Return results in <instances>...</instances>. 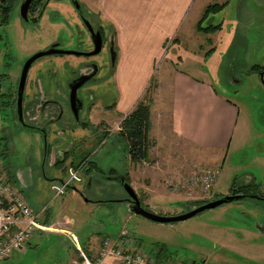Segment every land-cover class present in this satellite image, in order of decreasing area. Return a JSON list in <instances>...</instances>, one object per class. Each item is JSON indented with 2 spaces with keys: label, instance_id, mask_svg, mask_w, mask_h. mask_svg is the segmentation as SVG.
<instances>
[{
  "label": "rangeland",
  "instance_id": "obj_1",
  "mask_svg": "<svg viewBox=\"0 0 264 264\" xmlns=\"http://www.w3.org/2000/svg\"><path fill=\"white\" fill-rule=\"evenodd\" d=\"M67 1H52L60 8L57 10L47 8L46 17L50 18L48 13L53 11V18L50 23L57 22L55 26L49 24L47 27L45 23L40 24V20L36 23H23L19 17V6L23 0H16L15 5L17 4V6L12 12L10 22L0 27V75H6L5 77L9 79L8 83L13 86L14 90L17 89L15 81L17 75L20 74L22 65L33 54L44 51L41 49L43 46H50L56 41L65 50L75 48L74 45L78 38L77 31L74 24H71L70 27H68L69 25L66 26V21L73 22L74 18L72 10L64 8L66 5L71 7L69 1ZM225 1L213 0L211 4H223ZM59 23L64 24L65 29L64 27L63 29L56 27ZM219 24L221 28L214 36H208L194 30L192 34H186L182 37V40H184L182 48L185 52H182V61L176 62V67L193 75L202 73L201 68L205 64V70L210 76L211 84L216 92L237 104L240 109L237 129L230 139L231 142L227 141L226 144L228 145L220 152L221 159L225 160H223L225 163L223 171L220 167L211 164L215 156H219V151L212 152L213 157L210 164H198L196 160H192L187 155V145H183L178 141L169 142L168 132L164 131L166 135L157 146L154 158L159 164L160 170L164 165L163 163L167 162L173 165L172 169H176L178 164L179 174L185 178L193 176L202 169L217 171L219 177L216 179L212 190L207 194L189 188L182 190L180 193L185 196L183 201L185 205H171L169 211L184 213L200 206V201L219 198L220 195L216 194L228 195V190L235 177L239 178L240 185L254 181L257 184L256 190L260 189L259 194H262V190H264V85L257 75L247 74L251 66L264 64V0H228L223 10L210 16L204 21L203 26ZM183 31L186 32V29L183 28ZM105 48L106 46L98 56L93 58L102 68L97 77L98 82L101 75L107 78L112 71V65ZM5 54L8 56H4ZM50 57L41 58L32 64L27 76L23 108L26 107L29 99V89L32 94H38V91L45 93V78L50 75L48 83H53L57 78L54 85L50 84V90L55 94L52 99L57 98V101L61 104L63 115L56 124L45 127L46 138L50 134V129L53 130L48 139L49 153L51 155L55 150L54 155H57L62 146L71 147L72 140L73 147L69 149L70 152L65 153L67 159L72 161V165H78L86 158L87 161L90 160L92 163L99 164L103 172H92L89 175L86 172L87 163V166L80 172L82 182L74 185V187L82 195L81 201L102 200L105 201L106 205L101 206L98 204L95 207L80 208L78 203L69 201L73 193L72 190H68L64 196L52 201L53 195L50 191V185L52 182L57 181L53 178L59 175L58 171L60 169L46 165L42 169L40 164L35 165L37 162L36 151L38 150L36 141H39V137L35 135H42L35 128L42 129L45 122L37 124V122L31 121L34 119L26 117L25 114L23 115L24 122L29 124L28 122L31 121L33 126L25 124L23 128L18 120L9 118L7 110L1 109L0 121L6 131H3L0 138L4 140L8 138V135L9 142L8 145L4 146L0 143V154L2 150L3 152L5 150V155L0 156V168L9 179L10 173L16 180L18 173L24 171L27 180H24L25 183L21 186L19 184V186L25 201L31 207L33 206L36 212H38V209L34 207V204L48 202V205L44 208L49 206L54 212V218H56L52 217L50 210H47V212H45V209L42 210L43 213L45 212V216H42V223L52 228L50 231L35 236V242L37 240L38 242H31V244L34 245L35 243L38 246L37 248L34 245L37 250L32 251V254L17 264H66L71 252L75 251L76 253V248L82 247L91 235L101 236V238L114 242L118 241L123 231L136 244L140 243L137 250L151 258H154L158 252L159 247L156 245L164 246L166 251L162 263L264 264V237H261L255 229H252L257 223L264 224V205L258 201L246 199L229 203L174 225L148 222L141 217L132 215L124 206L112 202L118 196L121 199L120 201L128 198L115 180L119 176H112L110 173L111 168L118 173L127 170L128 145L124 140L117 137L108 138V140L102 142V135H97L96 126L90 129L80 127L76 134L70 131L73 128L70 127L71 124L76 122L71 116L68 102L66 81L70 76V70L66 65L59 68L46 65L40 68V61ZM61 57L63 59L79 60L73 56ZM206 57L207 59H204ZM52 71L57 74L56 77L52 75ZM6 82L4 81V86L7 85ZM89 87L91 91L85 92L86 88H84L77 92V97L84 101L82 112L87 109L89 104L96 102L98 98L102 99L101 103L109 106L117 99V89L111 78L99 87H93V89L91 86ZM151 88L155 89L156 85ZM100 92L104 93V97L100 95ZM162 99L163 102H166V111H168L169 104L166 99ZM159 103H161V99H159ZM8 108L15 111V103L13 108ZM164 118L166 121L168 120L166 114ZM82 136H86V142L81 140L80 137ZM61 142L63 143L61 144ZM171 147L174 150L181 147L182 154L179 155L170 150ZM45 148L43 142L41 149L44 153ZM149 161L151 162V159ZM173 162L177 164L175 165ZM184 162L189 163V165H185V171L180 167ZM151 164L153 163L151 162ZM175 176L179 177V175ZM89 178L91 185L88 187ZM12 180L10 179V181ZM160 182L162 185L166 183L164 178ZM15 186L19 188L17 183ZM34 196H37V203L32 201ZM63 200L64 203L68 201L66 205L70 207L69 211L75 213L74 216L77 215L83 218V224L78 233L68 228L63 221L56 223V220L60 218L58 213ZM155 208L157 209H151V212L162 216H172L163 213V209L158 206H155ZM129 216H131L130 219H127ZM238 228L252 233L251 235L243 232L239 233ZM68 231L72 234L71 238L65 235V232ZM50 238L53 240L61 238L59 244H57L59 250L56 254L51 252V248H49L48 240ZM94 255L89 257L91 258ZM16 262L17 260H14L9 264H15ZM0 264L4 263L0 262Z\"/></svg>",
  "mask_w": 264,
  "mask_h": 264
},
{
  "label": "crops",
  "instance_id": "obj_2",
  "mask_svg": "<svg viewBox=\"0 0 264 264\" xmlns=\"http://www.w3.org/2000/svg\"><path fill=\"white\" fill-rule=\"evenodd\" d=\"M212 1L213 0H77L80 7H82L88 16L91 17L92 22L104 31L105 36L109 38L108 40L112 43L115 52V61L111 66V75L107 78H105L106 76L103 77V75H101L99 82H94L95 84L92 82L90 83L91 88L99 87L101 84H104L105 81L108 82L111 78L116 86L118 96L111 106L101 103V98H98L96 102L89 104L87 109L81 114L83 123L79 124L78 122H75L71 124L70 127L73 128L70 129V131L73 134H76L80 127L82 129H90L91 127L96 126L97 135H102V142L112 137L120 139L118 136L120 122L144 97L147 88L150 86V82H153V85H156V88L153 89L150 96L152 104L150 115L151 128L149 132V137L154 143L149 154V158L153 164H151L150 161L149 163L132 164L129 161V157H127L128 168L125 172L118 173L115 169H110L112 176L120 175L126 179L135 193H138L137 196L139 200H141V204L150 210L157 209L155 206H158L160 209H163V213L175 215L180 212L169 211V207L176 204L185 205V203H183L185 197L183 193L174 192L165 185L166 183L162 185L160 182L163 178L167 181V179L173 174L180 176L178 164L176 162H173L175 165L177 164L176 169H172L171 167H173V165L165 162L160 170L158 167L159 164L154 160L157 146L166 135L164 134V131L168 132L169 142L178 141L183 145H187V155H189L192 160H196L198 164H210L213 157L212 152L219 151V156H215L214 161L211 164L220 167L221 171H223L225 160L221 159L220 152L228 145L226 144L227 141L231 142L230 139L237 129L240 109L237 104L233 103L228 98L220 96L216 92L211 84L210 76L205 70V64L204 67L201 68L202 73H196L193 75L176 67V62L182 61V52H185L182 48V44L184 43L182 37L186 36V34H192L194 30L198 32L197 28L202 19L203 13L209 5H212ZM52 6L55 7H53L55 10L60 8V6L56 5L54 2ZM64 8H70L73 10L67 5L64 6ZM72 12L74 15L73 22L66 21V26L78 24L77 17L74 11ZM48 15L50 18L52 17L50 13H48ZM50 18L46 17L44 14L39 23H45L47 27L49 24L55 26L57 22L50 23L52 20ZM56 27L60 29H63L64 27L65 29L64 24L61 23ZM183 28L186 29V32L183 31ZM217 32L207 35L214 36ZM47 46L49 45L43 46L41 49L45 50ZM78 59L79 60H70L63 59L61 56H53L40 61L41 63L39 67L41 68L49 65L59 68L62 65L67 66L68 64L75 67L82 61V59ZM204 59H207V57ZM101 69L98 74H100ZM71 72L74 71L72 70L69 72V78L72 77ZM81 72H83L82 69ZM19 75L20 74L16 77V84H18ZM52 75L56 77L57 74L52 71ZM53 76L51 77L52 79ZM49 77L50 75L45 78V93L38 91V94H32L29 89V99L26 107L23 108V114H26V117H31L36 111H39V102L53 101L52 98L55 94L50 90V84L54 85L57 78L53 83H48V80L50 79ZM89 86L87 87L88 91H91ZM100 95L104 97L103 92H100ZM162 98L166 99L169 104L168 111H166V102H163ZM159 99H161V103H159ZM5 110L8 111L7 114L9 118L17 120L13 110L11 111L10 108H5ZM52 110L53 109L51 108L48 109L50 115L52 114ZM1 113L2 111L0 112V115H2ZM165 114L168 116L167 121L164 118ZM28 123L29 124L26 122L27 126H33V122L30 121ZM1 128L3 129L4 127L3 123L0 121V137L3 134V131H6V128L3 130ZM52 133L53 130L50 129V134H48L46 138L47 144L45 145L44 143V148L46 146L45 153L42 152L41 149L44 142L43 136L35 135L36 137H39V141H36L38 144V150L36 151L37 162L35 165L37 166L40 164L43 169L45 165L53 167L55 166L56 161H63L66 159L63 167L58 171L59 175L53 178L57 180L55 182H58L65 177L66 168L72 166L70 165L72 161L67 159V154L65 153L70 152L69 149L73 147V143L71 140V147L62 146V152L59 151L57 155H54V150L50 155L48 139ZM7 137L8 138L0 141L2 146L8 145L9 136L7 135ZM80 138L82 141H87L86 136ZM62 143L63 142H61V144ZM170 150L175 151L179 155L182 154V151H180L181 147L177 150H174L171 147ZM88 162L93 169L88 172V168L86 169V172L89 175L92 172H103L99 164L96 162L92 163L90 160L87 161V158L83 165L87 166L86 164ZM185 165H189V163L184 162L180 165L183 171H185ZM148 166H150V168H148ZM90 178L87 183L88 187L91 185ZM24 180H27L24 171L18 173L17 180L14 178V182L17 183L19 189H21L20 186L25 183ZM70 190H72L73 193L69 201L78 203L80 208H87L88 206L95 207L98 204L101 206L106 205L105 201L102 200L81 201L82 195L78 190L75 187ZM214 194H216V192H214ZM216 195L222 196V194ZM36 199L37 196H34L32 201L37 203ZM120 200L121 199L118 196V198L112 202L124 206L130 212L129 203ZM47 203L48 202L34 204V207L38 209V212L33 209V206L31 207L29 205L32 211L39 215L41 221L42 216H45L47 210L51 211L52 217L54 218V212L50 207L47 206L44 208L48 205ZM67 203L68 201L64 203V200L61 202V209L58 213L60 218L56 220V223L63 221L68 228L78 233L83 224V218H80L77 215L74 216L75 213L69 211L70 207L66 205ZM43 209H45L44 213L42 212ZM130 217L131 216L127 217V219H130ZM60 227L65 228L64 226ZM237 231L239 233H248L249 235L252 233L240 228H238ZM60 239L53 240L50 238L48 240V244H50L49 248H51V252L54 254H56V252L58 253L59 247L57 244H59ZM105 239L106 238H101V236L98 237L96 235H91L83 243L81 248L88 256H92L97 252L101 242ZM31 242H35V237L28 242L23 250L15 252L11 258L1 260L0 262L4 264H9L14 260H17L15 264L21 262L28 255L32 254V251L37 250L38 246H36L35 243H37L38 240L34 243L37 248H35ZM112 243L115 247L119 246L132 251L137 250L138 247V244L130 239L124 231L121 232L118 241ZM76 253L75 251L71 252L70 258L66 264H79L80 260L78 258V253Z\"/></svg>",
  "mask_w": 264,
  "mask_h": 264
},
{
  "label": "built area",
  "instance_id": "obj_3",
  "mask_svg": "<svg viewBox=\"0 0 264 264\" xmlns=\"http://www.w3.org/2000/svg\"><path fill=\"white\" fill-rule=\"evenodd\" d=\"M84 167V165L69 166L66 168L63 179L51 183L52 201L61 198L74 185L82 182L80 172ZM217 178V171L202 169L187 178L172 175L167 179L166 186L174 192L189 188L207 194L214 187ZM51 228L42 223L39 215L34 213L25 201L20 189L8 180L6 173L0 168V261L11 258L15 252L23 250L32 238L39 233L50 231ZM65 233L66 236L72 237L71 232ZM76 251L80 260L79 264H157L154 258L145 253L115 247L108 239L101 242L99 249L91 258L80 246L76 248Z\"/></svg>",
  "mask_w": 264,
  "mask_h": 264
},
{
  "label": "water",
  "instance_id": "obj_4",
  "mask_svg": "<svg viewBox=\"0 0 264 264\" xmlns=\"http://www.w3.org/2000/svg\"><path fill=\"white\" fill-rule=\"evenodd\" d=\"M32 1L33 0H23V2L19 6V17L23 23H35V22H37V18H30L29 14H28L29 7H30ZM71 2L73 4V7L75 8V10L80 11L81 7L78 4V2L75 1V3H74L72 0H71ZM83 22H84L85 26L87 27L88 31L93 34V36H91V39L93 41V46H94L93 51L87 52V53H80V52L63 50V49H59V44L54 43V44L50 45L46 50L33 54L22 65V68L20 70L18 84H17V89H16V101H15V110H16L17 120L21 126H24L26 124L24 122V119H23V115H24L23 114V96H24V90H25L28 72H29V70H30V68L34 62H36L37 60H39L41 58H45V57H49V56H75V57H81V58H90L93 56H97L98 54L101 53V51H102V38H101L100 33L99 32L93 33L92 29L88 26L86 21L83 20ZM110 60H111V63L113 65L114 61H115V52L113 49H112V53L110 55ZM83 66H84V64H81L79 68L82 69ZM90 78H91L90 76H81L79 78L80 81L77 84H74L75 82H73L72 84L69 85V89H68L69 90L68 91V102L70 105L69 110L71 111V116H72L73 120L76 122L79 119L80 109L83 108L82 101H80L77 97V92ZM260 79L262 80V75H260ZM47 107L53 109L51 111L53 114H54V111L57 110L58 114H57L56 119H50L46 123H43L44 126L42 127V129L35 128L36 130L41 132V134L43 135V137H44L43 139H44L45 144H46L45 127H48L49 125L52 126V125L56 124L58 121H60V119L62 118V115H63L62 106L57 100H54V101L49 100V101L43 102L42 108L40 111L43 113V111L45 109H47ZM46 112H48V115H50L48 110L44 111V114H46ZM42 115L43 114L40 115V118L42 117ZM40 122H42V121H37V124H39ZM120 183L122 184L123 191L125 192V194L128 197L130 212L133 215L141 217L148 222H151L154 224H161V225H174V224H177L180 222H184V221L190 220L192 218H195L198 215H200L206 211L216 209L220 206H223V205H226L229 203L238 202V201H242V200L247 199V197L244 195H226V196L219 197L215 200H211V201H208L206 203H203V205L196 207V208H193L190 211H187V212L182 213L180 215L162 216V215H157V214L151 212V210H149L148 208H146L145 206H143L141 204L137 194L135 193L133 188L130 186V184L126 181V179L124 177L120 178ZM248 199L260 200V201L264 202V199H261V198L255 197V196H248Z\"/></svg>",
  "mask_w": 264,
  "mask_h": 264
},
{
  "label": "trees",
  "instance_id": "obj_5",
  "mask_svg": "<svg viewBox=\"0 0 264 264\" xmlns=\"http://www.w3.org/2000/svg\"><path fill=\"white\" fill-rule=\"evenodd\" d=\"M43 0H33L30 9V12H35V10L41 5V2ZM16 0H0V27L5 26L8 24L11 20V15L14 10ZM228 3V0H226L223 4H212L209 5L202 16L201 21L198 25V32L204 33V34H214L215 32L219 31L221 28V25H208L203 26V23L205 20H207L210 16L220 12L223 10V8ZM4 56H8L5 54ZM8 64V63H7ZM9 65V64H8ZM264 70V66L259 65H253L249 69V74H258ZM6 75H0V110L8 108L10 106H13V104L16 101V89L14 90L13 86L8 83L9 79L5 77ZM4 81L7 83L6 86H4ZM152 83V84H151ZM153 82H150V86L146 90V94L144 97L135 105V107L129 112L126 117L123 118V120L120 122L119 125V132L118 136L124 140L128 145V156L129 161L132 164H142V163H149V154L150 150L153 147L154 143L149 137V132L151 128V122H150V115H151V93L153 92V89L151 88L153 86ZM2 111V110H1ZM28 130V128L26 127ZM0 140H2L0 138ZM5 155V150L1 152L0 156ZM66 160V159H65ZM65 160L63 161H56L55 167L56 168H62L63 164L65 163ZM86 162V159L84 161H81L78 165H71L75 167H80ZM89 164V162H88ZM59 168V169H60ZM87 172L90 170H93L91 167V164L87 167ZM10 179L12 180V175L9 173ZM8 178V180L10 181ZM238 177H235L233 179V182L231 183L230 189L228 190V193L231 195H247L254 194L256 191H259V189L256 190L257 184L252 181L250 183H245L243 185H240V181L238 180ZM14 185L16 184L13 180L10 181ZM141 202V200H140ZM206 201H200L199 203H205ZM140 244V243H139ZM138 244V245H139ZM159 247L158 252L155 254L154 260L157 264H161L164 262V256H165V248L164 246H158ZM201 264H204L203 262Z\"/></svg>",
  "mask_w": 264,
  "mask_h": 264
},
{
  "label": "flooded vegetation",
  "instance_id": "obj_6",
  "mask_svg": "<svg viewBox=\"0 0 264 264\" xmlns=\"http://www.w3.org/2000/svg\"><path fill=\"white\" fill-rule=\"evenodd\" d=\"M54 0H43L41 2V5L35 10V12H30L31 10H29L28 14H30V18H37V22L42 18V16L46 13L47 11V8H52L53 9V2ZM69 1V2H68ZM67 2L71 5V8L73 9L72 11H74L76 17H77V20H78V24H74V27H75V30L77 31L76 34H77V39H76V43L74 45V49L72 50H68V51H73V52H80V53H87V52H91L93 51L94 49V46H93V41L91 39V36H93V34L91 32L88 31L87 27L85 26L84 21H86V23L88 24V26L92 29L93 33H96V32H99L100 35H101V38H102V50L104 49V47L106 46L105 48V51L109 57V60H110V55L112 53V43H110V40H108L109 38H107L105 36V33L104 31L99 27V26H96L93 22H92V19L90 16H88V14L82 9V7L80 8V11H76L75 8L73 7V4L71 2V0H68ZM74 3L75 1L77 0H72ZM33 2V1H32ZM18 3V2H17ZM32 4V3H31ZM79 4V3H78ZM17 6V4L15 5ZM31 6V5H30ZM30 9V7H29ZM53 11L50 13L52 15ZM53 17H51L50 19H52ZM36 23V22H35ZM67 25V24H66ZM70 27V26H68ZM75 39V37H73ZM58 44V43H57ZM59 49H63L60 47V44H59ZM65 50V49H63ZM102 52V51H101ZM99 55V54H98ZM97 55V56H98ZM50 57V56H49ZM75 57V56H73ZM96 57V56H93V57H90V58H81V57H77V58H80L82 59L81 62H79L77 64V66L75 67H72L71 65H67L68 68L70 69V71H74V72H71V75H73L72 77H70L68 79V81L66 82L67 84V88L69 89V85L72 84L73 82H75L74 84H77L79 81H80V77L81 76H90L91 78L79 89H84L86 88L84 91L87 92L88 91V86L90 85V82L94 83V82H98L97 81V77H98V73H99V70L101 69V66L98 64V62L94 61L93 58ZM81 64H84L83 68H82V71L81 72V69H78L80 67ZM110 64L112 65L111 63V60H110ZM259 66H264L263 65H259ZM69 71V72H70ZM80 71V72H79ZM249 73V72H247ZM254 75H257L259 77V80L261 81V83L264 85V70L258 74H254ZM260 75H262V80L260 79ZM101 79V78H100ZM87 84H89L88 86H86ZM86 86V87H85ZM91 86V85H90ZM67 89V91H69ZM78 99L80 101H82V105L84 106V101L82 99H80L78 97ZM57 100V98L55 99ZM54 101V100H53ZM45 102V101H41L39 102V111H36V113H34L30 119H34V120H31L33 122H37V121H42V122H47L49 121L50 119H56L57 117V114H58V111L55 110L54 111V114L52 116L48 115V112H46V114H44V111L48 110L49 108L47 107V109H45L43 111V113L40 111L41 108H42V103ZM11 108H13V106H10ZM38 110V109H37ZM83 108L80 109V112H79V119H78V123H83L82 122V119H81V115L80 113L82 112ZM14 114L15 116L17 117L16 115V110L14 111ZM42 115V117L40 118V115ZM42 119V120H41ZM41 122V123H42ZM123 176H120L118 178H115V180L118 182V184L120 185V187L122 188V184L120 183V178H122ZM260 190V189H259ZM262 194H259V191H256L254 194H247V195H244L247 197L248 199V196H255V197H258V198H261V199H264V190H262ZM227 195V194H226ZM226 195H222V196H226ZM228 195H231L230 193H228ZM240 195H243V194H240ZM220 196V197H222ZM217 199V198H215ZM215 199H212V200H215ZM125 200V202H128L129 203V200L128 198L127 199H123ZM246 200V199H245ZM203 201H211V200H203ZM254 201H258L260 204L262 203L264 205V202L263 201H260V200H254ZM205 202V203H206ZM201 205H203V203H201ZM200 205V206H201ZM199 207V206H198ZM188 208V206H187ZM195 208V207H194ZM193 209V208H192ZM190 211V210H189ZM185 213V212H184ZM179 214H182V213H178V214H175V215H179ZM170 216V215H169ZM173 216V215H172ZM254 226V225H252ZM258 234H260L261 237H264V224H259L257 223L256 226L253 227Z\"/></svg>",
  "mask_w": 264,
  "mask_h": 264
}]
</instances>
